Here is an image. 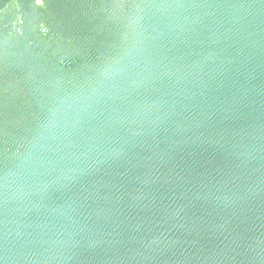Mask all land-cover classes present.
I'll list each match as a JSON object with an SVG mask.
<instances>
[{"label":"water","instance_id":"obj_1","mask_svg":"<svg viewBox=\"0 0 264 264\" xmlns=\"http://www.w3.org/2000/svg\"><path fill=\"white\" fill-rule=\"evenodd\" d=\"M0 264H264V0H0Z\"/></svg>","mask_w":264,"mask_h":264}]
</instances>
